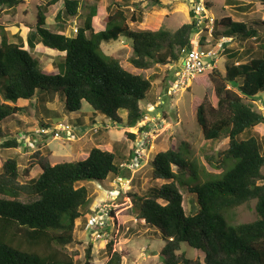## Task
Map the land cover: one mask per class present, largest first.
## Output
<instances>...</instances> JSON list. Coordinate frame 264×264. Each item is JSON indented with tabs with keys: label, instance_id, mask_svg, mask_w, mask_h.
I'll return each instance as SVG.
<instances>
[{
	"label": "trees",
	"instance_id": "obj_1",
	"mask_svg": "<svg viewBox=\"0 0 264 264\" xmlns=\"http://www.w3.org/2000/svg\"><path fill=\"white\" fill-rule=\"evenodd\" d=\"M147 1L151 6H161L160 0ZM255 1L264 4V0ZM22 2L0 0V10L16 8ZM57 2L63 6L54 18V26L60 24L62 28L79 14L80 0H44V5L38 7L34 29L26 37L29 50L22 43L9 41L0 30V125L7 119L17 120L15 115L25 110L17 105L19 100L33 105L35 97L51 91L67 115L79 112L82 104L87 103L94 113L112 123L135 127L143 118L140 104L145 101L152 81L127 71L117 57L106 55L101 45L120 38L129 41L128 62L139 70L169 65L179 59L182 49L190 47L196 28L195 14L190 11L191 21L173 32L165 28L133 30L129 23L140 21L139 4H134L137 11L113 4L104 18L105 29L94 33L93 5L75 36L68 37L46 25L45 10ZM259 24L264 34V20ZM218 25L223 30L213 29L215 36L257 39L256 26L229 17L219 20ZM37 44L63 53L61 61L55 60L57 73L42 71L31 54ZM262 51L259 57L239 64L231 62L236 54L230 53L223 71L213 68L208 73L212 84L210 100L204 97L191 107L202 137L211 141L225 136L228 147L224 158L232 160L220 177L188 188L196 197V213L185 215L179 190L188 171L196 179L183 155L186 143L155 154L150 162L151 178L164 183L141 197L133 195L136 218L143 221L144 228H156L164 239L158 255L162 264H264V150L252 134L256 126L264 123V113L253 105L264 92ZM247 99L252 103L246 102ZM120 111L126 112L124 120ZM43 112L58 120L61 117L57 112L45 109ZM244 134L246 137L241 138ZM127 135L134 138L133 134ZM0 137H10V129L4 133L0 126ZM11 137L0 143V150L18 146L16 138ZM33 155L34 159L21 172L15 158L7 159L0 169V264H76L77 253L69 252L68 248L77 244L75 221L82 216L81 209L89 200L88 189L77 184L101 183L109 175L121 177L122 168L115 162L117 154L113 149L94 147L83 160L54 165L39 150ZM35 166L39 167L40 175L32 178L29 173ZM20 177L26 179L21 181ZM23 195L33 199L22 202L19 198ZM253 201L256 213L253 221L228 223L229 210ZM109 215L114 216L112 212ZM91 248L89 244L85 249L83 264H92ZM105 249L108 257L103 264H121L120 252L113 250L111 244ZM190 249L197 252L196 257L187 256Z\"/></svg>",
	"mask_w": 264,
	"mask_h": 264
},
{
	"label": "rangeland",
	"instance_id": "obj_2",
	"mask_svg": "<svg viewBox=\"0 0 264 264\" xmlns=\"http://www.w3.org/2000/svg\"><path fill=\"white\" fill-rule=\"evenodd\" d=\"M232 1L239 2V4H250L251 8L244 15L239 10L240 6L236 7L227 0H204L205 7H208L211 16L215 19L214 30L221 32L223 28L218 25V21L229 17L235 22L244 21L247 22L246 24L256 26L257 39L232 38L231 41H228L221 36L213 35V33L208 38L207 33L203 32L202 37L209 40L208 47L216 52L214 57L215 68L221 71L224 70L230 53L236 54L231 62L239 64L252 57H259L263 53L262 49H264V34L259 24L260 18V20H264V5L255 0ZM197 2L198 0H174L164 2L166 8L160 9L157 6H151L148 1L144 0L138 4L140 10L147 13L144 16L145 19L141 25H134L132 28L134 30L165 28L173 32L181 25L191 21L190 11L194 10ZM82 3L78 17L71 18L70 22L66 24L67 30L71 32L67 33L68 36H74L75 30L77 31L82 26L84 16L89 12L88 8L91 5L100 4L98 13L100 16L104 14L102 1L83 0ZM43 5L44 0H23L15 12L18 18L17 23L21 27L26 26L31 30L34 29L38 7ZM55 8L56 6L48 8L45 17L52 20L57 13ZM1 11L0 13H4ZM1 17L2 14H0ZM4 19H0V30L5 26L8 28L6 24H11L12 20ZM253 21H257L256 24H252ZM1 25L3 26L1 27ZM48 26L54 25L48 24ZM2 32L4 33V29ZM4 34L10 35L11 31ZM12 39L17 41L15 38ZM223 45L227 46L224 47ZM38 48L39 51H31V54L39 61L42 71L50 73L52 71L50 62L53 58L59 59L44 52L57 53V51L48 49L42 44H39ZM101 48L106 55L117 57L127 71H131L133 74H141L145 78L149 77L152 81L151 89L147 92L145 101L140 104L144 111L142 120L133 128L119 126L103 115L94 113L87 103H84V107L79 112H75L76 115L70 116V114H65L62 103L51 91L42 93V97L41 95L35 97L32 104L38 105L37 107L28 105L27 101H18L17 105L25 108V110L18 113L15 118L26 124L25 128H28L27 131L16 129L12 119H7L1 123L2 132L6 133L8 128L12 129V132H10V137H0V143L4 139H11L13 136L18 142V146L0 150V169L7 159L15 158L21 172L27 167L29 160L34 159L33 153L37 150L42 155L48 156L50 164H55L83 160L85 159L83 152L88 154L93 147L105 151L113 149L117 154L115 162L117 165L120 164L122 168V176L118 177L120 180L109 175L101 183L80 182L77 184V186H85L88 189L89 200L81 209L82 216L75 221L74 236L77 244L69 247L68 251L77 253L76 264H83L85 249L91 244V263L103 264L108 257L105 246L111 244L113 250L122 254L121 264H162L158 255L164 246V239L156 228H144L143 221L136 218V200L133 195L141 197L164 183L163 180L151 178L150 162L158 152L168 148L177 149L181 143L188 145L187 147L181 145L184 148L183 155L189 164V169L193 170L196 175V179L192 178L188 171L182 177L184 184L179 186L183 197L185 215L194 214L198 209L196 197L188 191V188L198 182L220 177L231 166L232 160L224 158V151L228 147L225 136H221L217 140L206 141L202 137L195 114L191 112V107L199 100L204 97H207L208 100L211 98L212 84L208 77L209 72L196 76L191 81L189 88L171 96L168 94V89L173 76L168 65H156L153 70L133 69L128 63V58L131 56L129 47L123 44H113L101 45ZM223 48H225L224 51ZM52 96H54V102H51ZM246 102L251 101L247 99ZM253 105L255 109L264 113V92L257 96ZM42 109L57 112L61 117L58 120L53 118V115H45ZM65 115H67L66 118ZM120 116L124 120L126 112L120 111ZM76 120L80 122L78 123ZM42 123L49 124L50 131L59 126H64L68 133L63 135L61 139H54L51 135L54 133L53 131L48 134L40 132V129L43 128ZM139 129L142 130L139 131ZM128 133L133 134L134 138L131 139L127 135ZM252 134L257 137L264 150V123L255 127ZM244 137L246 134L241 138ZM209 157H211L210 162L208 161ZM173 170H175L174 167ZM262 173L264 174V168H262ZM39 175L38 166L32 168L29 173L32 178H37ZM25 179L26 177H20L21 181ZM19 199L22 202H28L33 198L23 195ZM254 205L255 202L253 201L248 205L229 210L226 214L228 223L235 225L253 221L256 218ZM103 211H108L106 214L107 218L109 217L107 236L95 240L93 234L85 231V225L90 216H99ZM109 212H112L114 216H109ZM196 254L197 252L194 253L191 249L187 252V256L191 258L196 257Z\"/></svg>",
	"mask_w": 264,
	"mask_h": 264
},
{
	"label": "built area",
	"instance_id": "obj_3",
	"mask_svg": "<svg viewBox=\"0 0 264 264\" xmlns=\"http://www.w3.org/2000/svg\"><path fill=\"white\" fill-rule=\"evenodd\" d=\"M193 11L195 14L194 20L196 28L190 39V47L182 49L179 59L168 65V69L173 76V80L168 89V94L171 96L189 88L191 81L196 76H201L215 68L214 57L216 52L208 47L207 43L209 40L202 37L203 32L207 33L208 38L211 37L215 19L205 7L203 0H198ZM75 32L77 31L75 30ZM40 132L43 134L52 133L51 135L54 139H61L63 135H67L66 133H68L64 126H59L51 131L48 127L41 128ZM107 212L103 211L101 215H93L87 219L85 231L93 234L95 240L103 239L107 236L106 232L109 224Z\"/></svg>",
	"mask_w": 264,
	"mask_h": 264
},
{
	"label": "crops",
	"instance_id": "obj_4",
	"mask_svg": "<svg viewBox=\"0 0 264 264\" xmlns=\"http://www.w3.org/2000/svg\"><path fill=\"white\" fill-rule=\"evenodd\" d=\"M100 1H102V10H103V13L104 14H102L101 16L99 15V13H98V7L100 6V4L98 5V3L97 4H93V5H95L96 6V13H95V15L91 18V28L93 29V32L94 33H97V32H100V31H102V30H104L105 29V16L107 15V9L109 8V7H111L113 4H119L120 6H122V7H124V8H126V9H129L130 11H133L134 9H135V11H137L136 10V8H135V6H134V4L136 3L137 4V6H138V3L140 4L142 1H144V0H97V2H100ZM107 1V2H106ZM145 1H147V0H145ZM161 1V6H159V8L160 9H164V8H166V5H164L165 3L164 2H171V1H174V0H160ZM83 2V0H80V5L81 4H83L82 3ZM203 2H204V0H203ZM227 2H229L230 4H234V6H236V7H238V6H240L241 8H239V10L241 11V14H244L245 15V12H247L250 8H251V6H250V4L249 5H245V4H239V2H236V1H232V0H227ZM22 4V3H21ZM20 4V5H21ZM19 5V6H20ZM93 5H91L90 7L89 6H87V7H89L88 8V10L90 11V8L93 6ZM264 5V4H263ZM19 6H17L16 8H12V9H4V10H2L1 12H4V13H0V14H2V17L0 18V19H4V18H6V17H9L8 19H4V20H9V21H11L10 23L11 24H6L7 26H8V28H3L4 29V33H7V32H9V31H11V34L10 35H7L8 37V40L9 41H11V42H14V43H22L23 44V46H24V49H26V50H29L28 49V46H27V43H26V37H27V34H28V32L31 30V29H29L28 27H26V26H22L21 27V25H19L17 22H18V18H17V14H15V12L17 11V9L19 8ZM56 6V11L58 12L59 10H61L62 9V3L61 2H57V3H55L54 5H51V6H49V7H47V9L48 8H50V7H55ZM47 9L45 10V13H46V11H47ZM207 10L209 11V9H208V7H207ZM9 12V13H8ZM142 12V15H141V17H140V21L139 22H136V23H129V26H130V28L131 29H133L134 30V28H132L134 25L136 26V25H141L142 24V22H143V20L145 19L144 18V16H145V14H147V13H145V12H143V11H141ZM45 13H44V15H45ZM89 13V12H88ZM88 13L84 16L85 17V19H86V17H87V15H88ZM209 13H210V11H209ZM11 14H12V16H11ZM57 14V13H56ZM211 14V13H210ZM79 15V14H78ZM78 15L76 16V17H78ZM104 15V16H103ZM56 16V15H55ZM55 16H54V18H55ZM54 18L51 20L50 18L48 19V17L46 18V25H47V28H49L51 31H54V32H63L66 36H68L67 35V33L69 32L68 30H67V28L68 27H66V24L68 23V22H70V20L71 19H69L67 22H66V24L65 25H63V27L61 28V26H60V24H58V25H55V26H52V27H49L48 26V24H50V25H54ZM85 19H84V21H85ZM261 19V18H260ZM259 19V21H261ZM48 20H49V22H48ZM84 21H83V23H84ZM233 21V20H232ZM241 22H243V23H247V22H244V21H241ZM255 22H257V21H255ZM83 25V24H82ZM3 25H1V27H2ZM9 26H11V27H9ZM2 29V28H1ZM2 29V30H3ZM96 29V30H95ZM143 30V29H142ZM24 33V34H23ZM69 33H71V32H69ZM73 33H74V30H73ZM22 34V35H21ZM75 34H76V32H75ZM75 36V35H74ZM68 37H73V36H68ZM12 38H15L17 41H13V39ZM223 38H225V39H227L228 41H231V39L232 38H226V37H223ZM115 45V44H123L124 46H127V47H129L130 48V50H131V47H130V42L129 41H127V40H124L123 38H120L119 40H117V41H115V42H111V43H108V44H105V43H103L102 45ZM224 47H226L227 45H223ZM39 44H37V45H35V48L32 50V51H39ZM41 49H43V48H41ZM224 49V48H223ZM101 50H102V48H101ZM43 51H45V49H43ZM56 51V50H55ZM44 53H47L48 55H54V57H57L60 61L63 59V53H60V52H58L57 51V53L56 52H44ZM54 53V54H53ZM234 53V52H233ZM239 55H241L240 53H239ZM56 63V61H55V58H53L52 59V61L50 62V66H51V69H52V71L50 72V73H57V68H56V66L54 65ZM120 63H121V61H120ZM129 63V62H128ZM121 65H122V63H121ZM131 68H133L132 66H130ZM133 69H136V68H133ZM55 70V71H54ZM137 70H139V69H137ZM148 70H151V69H148ZM152 70H153V68H152ZM131 72V71H130ZM132 73V72H131ZM149 78V77H148ZM260 95V94H259ZM57 98V97H56ZM19 101H25V100H19ZM34 101V100H33ZM51 102H54V100H51ZM18 103V102H17ZM27 103H28V105H30L29 104V101H27ZM33 103V102H32ZM31 106H33V107H37L38 105H35L34 106V104L33 105H31ZM84 107V103L82 104V108ZM48 109V108H47ZM77 113H70V116L71 115H76ZM93 116V115H92ZM15 117H16V115H15ZM65 118L67 117V115H65L64 116ZM17 120H13L12 119V121H13V123H14V125L16 126V129H21L20 131H27V128H25L26 126V124H24L22 121H20L18 118H16ZM77 119V118H76ZM77 121V120H76ZM78 122V121H77ZM80 122V121H79ZM78 122V123H79ZM260 125V124H259ZM257 127V126H256ZM10 129V128H9ZM10 132H12V129H10ZM71 147H73V146H71ZM75 148H76V146H75ZM94 148V147H93ZM97 148V147H96ZM100 149V148H99ZM77 150V149H76ZM91 150V149H90ZM79 153H82L80 150H77ZM83 155H85V158L87 157V153H85V152H83ZM56 164V163H55ZM51 165H54V164H51Z\"/></svg>",
	"mask_w": 264,
	"mask_h": 264
}]
</instances>
